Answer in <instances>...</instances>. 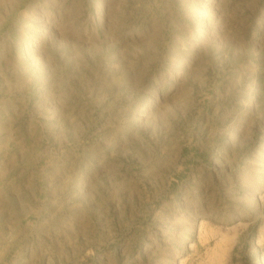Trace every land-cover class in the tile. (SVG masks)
Returning a JSON list of instances; mask_svg holds the SVG:
<instances>
[{"label":"rangeland","instance_id":"rangeland-1","mask_svg":"<svg viewBox=\"0 0 264 264\" xmlns=\"http://www.w3.org/2000/svg\"><path fill=\"white\" fill-rule=\"evenodd\" d=\"M0 264H264V0H0Z\"/></svg>","mask_w":264,"mask_h":264}]
</instances>
